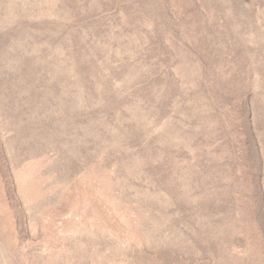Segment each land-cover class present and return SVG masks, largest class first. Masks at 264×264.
Instances as JSON below:
<instances>
[{
    "label": "rangeland",
    "instance_id": "rangeland-1",
    "mask_svg": "<svg viewBox=\"0 0 264 264\" xmlns=\"http://www.w3.org/2000/svg\"><path fill=\"white\" fill-rule=\"evenodd\" d=\"M0 264H264V0H0Z\"/></svg>",
    "mask_w": 264,
    "mask_h": 264
}]
</instances>
